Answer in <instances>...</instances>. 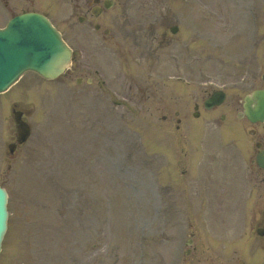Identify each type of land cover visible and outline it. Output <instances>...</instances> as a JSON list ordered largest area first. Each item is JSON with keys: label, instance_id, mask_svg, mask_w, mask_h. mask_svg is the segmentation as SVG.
<instances>
[{"label": "rangeland", "instance_id": "374dc122", "mask_svg": "<svg viewBox=\"0 0 264 264\" xmlns=\"http://www.w3.org/2000/svg\"><path fill=\"white\" fill-rule=\"evenodd\" d=\"M263 1L117 0L96 20L101 24L96 32L89 26L92 16L87 15L86 24L78 23L92 0H0V26L14 14L42 11L75 50L73 73L55 81L34 74L23 78L32 81L29 101L35 99L33 93L42 95L41 91L48 90L63 100H53L55 112L47 100L34 105L32 135L8 161L5 142L12 133V119L0 94V183L11 193L12 221L0 264H153L158 251L169 259L165 252L176 248L173 240L184 229L180 226L187 217L184 210L195 218L198 215L202 228L209 221L224 229H248L251 211L264 204V171L244 160L246 153H225L228 143L220 144L226 136L219 129L229 119L217 116L226 112L233 118L242 108L240 99L246 92H237L240 87L234 88V82L250 74L246 91L264 86V71L258 73L261 50L256 46L263 31L256 16L260 13L264 20ZM127 5L132 7L128 11L132 20H122L120 34L110 23L122 16L118 12ZM155 19L157 24H153ZM173 24L179 26L175 34L169 29ZM155 27L170 41L158 50L154 72L147 69L148 61L141 63V47L134 50L130 45L131 57L124 51L129 40L148 39ZM106 28L111 30L109 35ZM238 33L240 40L230 42L231 35ZM79 76L85 79L78 92ZM175 76H182L183 81ZM92 77L106 82L96 87V82L87 83ZM25 87L12 90L11 98L20 99ZM218 87L227 92L224 103L194 118L195 103L203 107L202 100ZM77 95L85 100L78 104ZM96 100L102 107L96 106L94 114ZM110 106L112 122L108 124L104 112ZM51 117L55 121L50 122ZM242 120V131L232 133L234 126H226L224 132L232 133L226 138L235 152L238 143L252 158L258 152L257 141L264 146V123ZM202 122L206 130L196 134ZM63 123L74 134L82 130L77 139L81 151H73L72 141L77 140L63 132ZM94 123L98 131L84 134ZM68 141L70 153H65L63 144ZM245 142L249 149H244ZM204 152L201 160H208L207 166L218 177L215 184L233 188L228 205L219 192L205 189L212 173L196 165ZM187 194L194 200L222 199L201 214L197 207L201 209L205 201L186 205ZM182 207L183 214H179ZM169 212L175 215L166 221Z\"/></svg>", "mask_w": 264, "mask_h": 264}, {"label": "flooded vegetation", "instance_id": "af4514ba", "mask_svg": "<svg viewBox=\"0 0 264 264\" xmlns=\"http://www.w3.org/2000/svg\"><path fill=\"white\" fill-rule=\"evenodd\" d=\"M261 68L264 70V59ZM264 80V74H262ZM260 227L261 231L257 228ZM211 236L206 232H201L195 235L188 254L184 260V264H230V258L236 259L237 264H264V254L249 253V246L254 243H259L264 250V213H260L257 221L252 226L245 237V246L226 250L211 245Z\"/></svg>", "mask_w": 264, "mask_h": 264}, {"label": "water", "instance_id": "95a60500", "mask_svg": "<svg viewBox=\"0 0 264 264\" xmlns=\"http://www.w3.org/2000/svg\"><path fill=\"white\" fill-rule=\"evenodd\" d=\"M37 23V22H36ZM12 28H9V31H11ZM54 32V31H53ZM55 35V34H54ZM56 36V43L53 44L56 47V50L51 51L48 55L50 57L42 64H35L32 65V63H29L28 66H25L26 68H36L40 72L46 75H55L65 64L69 55V49L65 46V44L61 41L59 35ZM32 59V58H31ZM223 99V95H219V99L216 100V103L221 102ZM255 101V107L253 106V102ZM247 115L248 117L253 120H264V91H259L255 94L254 100L251 98L247 99ZM26 132L22 135V138L24 139L26 136ZM4 202H5V196L3 190L0 188V233H2L3 229H5V216L6 213L4 211Z\"/></svg>", "mask_w": 264, "mask_h": 264}]
</instances>
